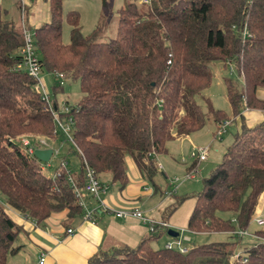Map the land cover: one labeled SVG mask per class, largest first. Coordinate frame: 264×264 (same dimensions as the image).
Segmentation results:
<instances>
[{
    "label": "trees",
    "instance_id": "16d2710c",
    "mask_svg": "<svg viewBox=\"0 0 264 264\" xmlns=\"http://www.w3.org/2000/svg\"><path fill=\"white\" fill-rule=\"evenodd\" d=\"M2 1L0 264H7L8 256L18 250L14 243L21 231L6 206L38 225L64 210L68 219L81 215L68 177L81 187L84 161L98 178L109 174L123 188L128 182L126 157H130L144 178L152 181L158 171L154 156L167 153L166 143L205 125L198 98L204 97L202 92L213 82L212 63H229L242 79L238 88L223 77L233 116L244 108L264 113V100L256 95L258 89H264V0H150L149 5L128 0L117 9L115 36L106 41L100 39L104 20L84 34L77 10L64 13V0H46L49 21L35 29L34 44L41 70L65 75L62 84L52 86L53 94L63 91L66 77L79 83L81 96L75 105L62 106L67 111L51 101L52 111L70 124L71 139L80 154L34 90V79L14 69L23 35L20 24L8 18ZM63 21L70 27L67 43L63 41ZM244 30L248 37L243 36ZM204 99L212 119H229ZM21 135H40L47 145V140L58 137L68 141L80 158V171L72 173L66 162L65 167L59 165L47 175L42 162L28 155L17 141ZM261 196L264 120L252 127L242 123L221 161L202 179L201 189L189 196L174 191V201L162 217L166 221L184 199L192 197L195 203L187 220L188 231L226 233V240L190 242L193 244L188 246L189 241L183 239L185 251H181L176 245L181 236L171 237L159 228L148 240L166 234L172 238L171 248H152L145 239L134 249L123 246L96 254L88 264H264V225L250 228ZM237 229L251 232L260 241L239 251V244L248 236L232 234ZM237 251L239 257L232 259Z\"/></svg>",
    "mask_w": 264,
    "mask_h": 264
},
{
    "label": "crops",
    "instance_id": "0c3cea01",
    "mask_svg": "<svg viewBox=\"0 0 264 264\" xmlns=\"http://www.w3.org/2000/svg\"><path fill=\"white\" fill-rule=\"evenodd\" d=\"M10 1L15 5V8L11 13L7 10V15H11L12 18L16 13L19 20L20 13L17 8V2L16 0ZM71 1L72 0H64L62 9H64V6L66 5L65 11L77 10L79 12L82 32L84 26H92L91 28L94 29L98 25L103 11L108 8V1L92 0V4H95V2L99 4L97 12L98 17L92 15L88 20H84L81 11L78 9V4H76V2L71 3ZM126 1L128 0H124V2ZM1 5L4 7V0L1 2ZM49 17V8L46 0H26L24 24L28 30L35 32L36 28L49 21ZM19 24L21 27L20 22ZM256 95L258 99L264 100V89H258ZM229 118L231 120L230 125H233L234 131L237 133L239 132L242 123H245L248 127H252L262 122L264 120V113L259 109L244 108L238 115L233 116L230 106ZM213 122L217 128L218 122L214 119ZM190 135L180 138H189ZM212 135L213 137L211 138L210 143L207 144L209 150L215 141V136L217 134L214 132ZM47 147H51V144H48ZM159 155L154 156L156 162L158 161ZM207 159L208 156L203 161H206ZM200 162H196V167ZM126 165L128 182L123 188H120L116 182H112L109 174L100 175V183L106 187L104 194H102V199L109 207L115 210L120 208L137 207L142 210L143 214L148 218L155 221H162L164 211L167 206L172 203L171 201L167 205L164 204V202L168 201L169 197L172 198V194L165 195L164 193L169 187V179L166 180L163 188H160L159 186L149 187L132 158L126 157ZM157 166L164 170L161 163ZM190 167L191 166L186 169L185 174ZM186 180L187 179L181 180L177 184V189L182 186L183 183L188 181ZM83 198L88 205L93 204V200H91L87 194H84ZM194 203L195 200L192 197L184 199L179 207L167 216V224L178 230L179 236L186 238L189 242L198 240V238L191 237L190 235L196 237L209 235V238L207 239L208 242L226 240V233H193L188 231L187 220L193 209ZM262 209V205H259L258 203L255 215H259V213L262 212ZM6 212L21 228L14 243V246H17L18 250L15 254L8 256L7 264H38L41 253L45 254V261L42 264H88L89 258L101 252L109 251L112 248L126 246L134 249L143 240H148L152 234L149 231L148 225L140 220L131 217L117 218L109 212L98 213L95 222H91L82 220L81 215L68 219L67 212L64 210L52 213L39 225L11 207L6 206ZM251 225L253 226L252 229L256 228L253 223ZM67 228H73L74 232L71 235H67ZM163 235L166 234H161L157 239L148 240L149 245L152 248H159L168 242L172 243V240L169 241L167 239L161 241Z\"/></svg>",
    "mask_w": 264,
    "mask_h": 264
},
{
    "label": "rangeland",
    "instance_id": "374dc122",
    "mask_svg": "<svg viewBox=\"0 0 264 264\" xmlns=\"http://www.w3.org/2000/svg\"><path fill=\"white\" fill-rule=\"evenodd\" d=\"M106 1H108V8L103 11L102 16L99 20V22L101 20H104L105 22L104 31L100 34V37H102L100 39L105 41L115 36L117 27V8L124 3V0ZM72 2H76V4H78V9L81 11L82 18L84 20H88V18L92 15L94 17H98L97 12L99 4L97 2H95V4H92V0H72L71 3ZM4 7H6L7 10L11 13V11H14L13 9L15 8V5L10 0H5ZM65 7L66 5L63 9L64 13L67 11H65ZM8 18H11V15H8ZM12 19L19 25L20 19L18 20V16L16 15V13L15 16L12 17ZM91 27L84 26L83 33H90L93 30ZM62 28L63 41L67 43L69 41L70 27L65 21H63ZM211 69L214 76L213 82L210 87L202 92L204 97L198 98V103L200 104L201 109L206 116L205 125L200 130L195 131L192 135H190L189 138H174L166 143L167 153L160 154L158 157V161L156 162L157 165L161 163L164 167V170L158 168V171L154 175L152 181L145 179V182H147L149 187H153V184H155L160 188H163L167 179L170 180L173 177L182 178L185 175L186 169L191 166L194 161H196L191 157L192 151L195 148L207 146V144L210 143L211 138L213 137L212 134L214 132H216L217 134L216 125L214 124L211 114L208 111V106L204 98L209 99L213 108L221 109L227 114L228 117H230V106L226 99V91L222 82V77L230 78L238 86V88H241L242 86V79L229 63L224 65L221 62H214L211 64ZM40 76L43 78L51 100H55L60 109H62V106L64 104L75 105L77 103L81 96L80 86L77 81L66 77L64 80L65 83L63 85V91L57 94H53L52 86L55 84V77L53 76V74L43 70ZM235 133L236 132L234 131L233 125H230L227 127L225 132L219 135L217 134L215 136V141L213 142L209 150L210 152L208 154V159L206 161L200 162L197 165V171L193 178H188V181L186 180L187 182L183 183V185L176 190L179 195L189 196L191 194L197 193L201 189L202 179L206 177L211 169H213V167H215L217 163L221 161L223 153L233 141ZM42 138V136L37 135L34 138H30V141L36 147H44V145L39 144L38 141H36ZM47 142L51 144L54 149L53 155L51 156L50 160L48 162H42V167L44 168V172L47 175H52L54 173V170L60 165V162L62 160L67 162V169L72 173H78L80 171V158L74 151V147L68 141H65L64 139L58 137L51 142L47 140ZM168 189H171V187L169 186ZM171 201L173 202L174 199L169 197L168 201L164 202V204L167 205ZM258 203L263 207L262 212L259 213V216L264 218L263 196L260 197ZM254 226L256 227L255 229H258V226H256L255 224ZM250 228H253V226L251 225ZM190 236L198 238L197 241L192 240L195 244L206 243L207 239L209 238V235H204L203 237H196L194 235ZM165 239L169 241L172 240V238L163 235V237H161V241ZM259 241L260 240L257 237H245L239 244L238 250L242 251L244 247H250L258 243ZM193 243L189 242L186 244L189 246Z\"/></svg>",
    "mask_w": 264,
    "mask_h": 264
},
{
    "label": "built area",
    "instance_id": "2783aa9c",
    "mask_svg": "<svg viewBox=\"0 0 264 264\" xmlns=\"http://www.w3.org/2000/svg\"><path fill=\"white\" fill-rule=\"evenodd\" d=\"M250 1V0H248ZM20 4V23H21V30L23 35V45L19 50L20 60L14 65L15 70H20L23 72H26L30 77L34 79V90L40 94V96L43 98V100L47 103L49 109L52 111L54 104L52 103L50 99V95L47 91L46 85L43 81V78L41 75V66H40V60L36 52L35 44H34V36L35 32H31L28 30L24 24V16H25V5L26 0H18ZM139 4L143 5H149L150 0H138ZM243 36L248 37L249 33L245 30L243 31ZM55 77V82L57 84H62L64 79V74L60 72H54L52 73ZM63 111H67V107H63ZM54 122L56 123L57 127L61 130V132L68 138L70 141L74 144L76 150L81 154L79 148L75 145V143L71 139V127L69 123H64L62 120L59 119L58 115L52 111ZM231 120L227 119L222 122H218L217 125V134H222L226 131V128L230 125ZM30 136L27 135H21L17 137V141L20 143V145L23 147L24 151L28 155H34V149L35 148H41L34 146L30 141ZM39 144H46V141L42 139L36 140ZM48 146V145H47ZM46 146V147H47ZM209 152V146L204 147H198L195 148L192 151L191 157L196 159L197 162L203 161L207 158ZM66 161L62 160L60 162L61 167H65ZM197 171V167L195 166L191 170H189L182 178L173 177L169 180V185L171 189L165 190V195H171L174 191L177 189V184L184 179L192 178ZM69 183L73 188L75 197L78 199L79 205L82 208V214L81 218L85 221H91L95 222V218L98 213L100 212H106L111 213L117 218H135L143 222L144 224L148 225L149 231L151 233L158 231V229H164L167 230L168 228H172L169 224H167L166 221H155L147 216H145L137 207H131V208H120V209H113L109 207L104 200L102 199V194H104L106 187L105 185L100 183L99 178L97 177L95 171L84 161V182L81 187L76 185V182L73 180L71 176L68 177ZM87 194L91 199L93 200L92 205H88L83 198V195ZM252 222L258 226L263 227L264 225V218L260 217L259 215H255L252 218ZM174 229V228H173ZM176 230V229H174ZM178 233L179 231L176 230ZM74 232L73 228H67L66 234L71 235ZM232 234H239V235H247V236H254L251 232H248L247 230H240L237 229L236 231H233ZM183 239H186L184 237H180V239L176 240V245L180 247L181 251H185L184 248L181 246V242ZM165 248H171L173 246V243L168 242L165 245ZM240 252L234 253L232 256V259H236L239 257ZM246 260L245 258L243 259ZM45 261V254L41 253L39 256L38 264H42Z\"/></svg>",
    "mask_w": 264,
    "mask_h": 264
},
{
    "label": "water",
    "instance_id": "95a60500",
    "mask_svg": "<svg viewBox=\"0 0 264 264\" xmlns=\"http://www.w3.org/2000/svg\"><path fill=\"white\" fill-rule=\"evenodd\" d=\"M53 155V148L46 147V148H35L34 149V156L40 161V162H48ZM167 234L171 237H177L179 233L174 230L173 228L167 229Z\"/></svg>",
    "mask_w": 264,
    "mask_h": 264
}]
</instances>
